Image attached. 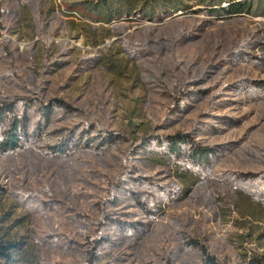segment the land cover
Wrapping results in <instances>:
<instances>
[{
    "label": "rangeland",
    "instance_id": "374dc122",
    "mask_svg": "<svg viewBox=\"0 0 264 264\" xmlns=\"http://www.w3.org/2000/svg\"><path fill=\"white\" fill-rule=\"evenodd\" d=\"M102 1L0 0V104L38 110L0 148V264H264V0Z\"/></svg>",
    "mask_w": 264,
    "mask_h": 264
},
{
    "label": "trees",
    "instance_id": "16d2710c",
    "mask_svg": "<svg viewBox=\"0 0 264 264\" xmlns=\"http://www.w3.org/2000/svg\"><path fill=\"white\" fill-rule=\"evenodd\" d=\"M123 0H103L100 3V6L105 10H113L116 8ZM160 0H153L154 2H159ZM152 3V2H151ZM219 6H223L224 4H228L229 7L227 10L223 9V13H227L232 15H240L243 13L252 14L253 13V6L252 3H248L243 5L240 3V0H219ZM104 14L105 11H104ZM110 16V15H109ZM112 17L106 19V21H111ZM35 104L32 103H20L18 101H10L8 103H1L0 104V148L6 151H17L21 145L31 141V130L34 129L35 125L34 122L36 121V115L38 110L34 108ZM54 106L50 105L45 107L44 111L45 118L43 119L42 129L39 135V138L42 136L44 130L51 126L55 122L54 117ZM95 128L87 127L83 129L84 138L90 134V132L95 131ZM78 132L76 129H73L68 134V141L67 147L77 144L78 140ZM169 154L167 155V159L171 160L173 156L181 155L184 153H188V150L191 151L192 158L195 159L194 162H203L205 165L210 167V156L214 153V150L208 148H202L194 145L192 139L185 140H172L171 144L169 145ZM171 163H166L169 165ZM165 165V166H167ZM180 172H183L182 170ZM183 176L181 175L180 178ZM147 183L144 182L142 185H146ZM152 190V189H151ZM132 193L125 194L122 192L118 197L124 195L123 201L127 200L131 197V194H135V191H130ZM149 195V193L147 192ZM242 195V194H241ZM137 198V197H136ZM134 198V199H136ZM163 198V197H162ZM161 198V200H162ZM242 200L247 198L246 195H242L240 197ZM15 247L13 245L6 244L5 246L0 245V258H5L7 260H11L14 254Z\"/></svg>",
    "mask_w": 264,
    "mask_h": 264
}]
</instances>
